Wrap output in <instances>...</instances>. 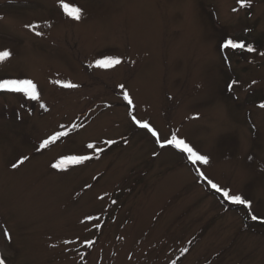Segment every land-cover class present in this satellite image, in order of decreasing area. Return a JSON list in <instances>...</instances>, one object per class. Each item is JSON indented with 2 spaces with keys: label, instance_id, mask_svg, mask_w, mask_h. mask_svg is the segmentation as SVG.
<instances>
[{
  "label": "rangeland",
  "instance_id": "1",
  "mask_svg": "<svg viewBox=\"0 0 264 264\" xmlns=\"http://www.w3.org/2000/svg\"><path fill=\"white\" fill-rule=\"evenodd\" d=\"M63 3L81 19L61 0H0V51L11 53L0 79H30L40 94L0 90V259L264 264V220L251 219L264 218V0ZM229 38L255 51L224 48ZM106 56L121 63L96 67ZM133 116L209 163L161 147ZM74 155L92 158L52 166Z\"/></svg>",
  "mask_w": 264,
  "mask_h": 264
},
{
  "label": "snow or ice",
  "instance_id": "2",
  "mask_svg": "<svg viewBox=\"0 0 264 264\" xmlns=\"http://www.w3.org/2000/svg\"><path fill=\"white\" fill-rule=\"evenodd\" d=\"M238 2L240 3L241 7L250 6L249 0H238ZM61 5L64 8L67 15L71 16L75 20L81 19L82 10L80 8H77V7L70 8L69 5L63 3V0H61ZM28 27H34V26L29 25ZM37 35H40V33L37 32ZM223 47L231 48V49H241V50H244L246 48L248 52L255 51V48L251 44L245 46L244 42L242 41L236 42L231 38L227 39L224 42ZM10 55L11 53L8 50L0 51V62H3L4 60H6ZM261 55H264V53H261ZM120 63H121V60L119 57L106 56L103 59H98L95 62V66L98 68L110 69L116 65H119ZM233 83H235V81ZM63 86L64 87H76V85L70 82L65 83ZM120 87L123 88L124 86L121 85ZM0 90H5L8 92H14V93H22L26 97L32 100L40 99V94L37 90V85L30 79H0ZM124 98L127 100L129 105H133V101L127 92L124 93ZM41 107H45V106L41 105ZM261 107L264 108V104H262ZM132 119L135 121L137 125H139L141 128L147 129L154 137H156V140L158 143H160L161 147H165L166 145H171L175 148L180 149V151L187 154V159L194 165L197 164L198 162L204 165H207L209 163V157L207 155L200 154L185 140L178 139L176 135H173L171 139L161 142L159 133L147 121L141 122L135 116H133ZM66 134L67 133L57 132L55 135L51 136L49 139L44 140L41 147H47L50 143L59 139L60 136L66 135ZM105 143L113 144L115 143V141L109 140V141H106ZM88 147L93 148L96 151H103V149H97L94 144H89ZM91 158L92 157L88 155L68 156V157L62 158L61 160H59L56 164H53L52 166L57 169H63L64 166L69 162L73 164H82L83 162ZM27 159L28 157H24L18 163H14L12 167L13 168L18 167L19 164H22L24 160H27ZM200 175L204 177L205 180H207V183L213 189L221 193L222 196L226 200L230 201L233 204L244 205L249 211H251L252 202L250 200L245 199L241 195L231 194L228 189L221 188L218 184L214 183L211 179H208V177H206L203 172H200ZM251 219L252 220H257V219L264 220V218L257 217L256 215H252ZM184 251H187V249H185ZM0 264H4L3 259H0Z\"/></svg>",
  "mask_w": 264,
  "mask_h": 264
}]
</instances>
